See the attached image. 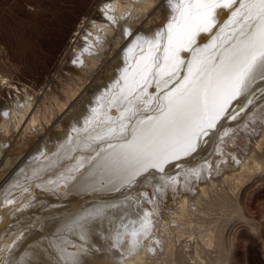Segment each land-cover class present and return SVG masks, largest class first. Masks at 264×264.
Wrapping results in <instances>:
<instances>
[{
  "label": "bare ground",
  "instance_id": "obj_1",
  "mask_svg": "<svg viewBox=\"0 0 264 264\" xmlns=\"http://www.w3.org/2000/svg\"><path fill=\"white\" fill-rule=\"evenodd\" d=\"M221 10L229 13L225 21ZM204 30L210 39L199 44L195 36ZM61 56L53 68L73 69L84 80L45 124L24 88H13V106L0 100L13 120L3 119L1 134L24 129L22 148L39 145L28 158L8 156L12 144L6 149L0 136V264H139L143 254L160 253L171 229L228 183L224 178L251 168L256 148L264 147V0H90ZM56 122L43 138L45 125ZM231 157L238 167L227 170ZM216 160L226 163L214 176ZM49 167L55 176L42 173ZM170 190L175 204L158 227L148 205L161 204L156 193ZM108 208L116 218L82 216ZM74 217L83 223L75 239L94 229L93 241L78 243L87 248L84 260L67 240L78 230ZM132 222H150L139 236L151 234L144 245L123 249L118 241Z\"/></svg>",
  "mask_w": 264,
  "mask_h": 264
},
{
  "label": "rangeland",
  "instance_id": "obj_2",
  "mask_svg": "<svg viewBox=\"0 0 264 264\" xmlns=\"http://www.w3.org/2000/svg\"><path fill=\"white\" fill-rule=\"evenodd\" d=\"M89 2L90 0H0V100H4L10 107L16 100L14 98L15 95H13L15 94L13 88L16 91L24 88L23 90L28 94V98H33V103H35L33 112L35 111L37 119L42 124H45L46 120H50L49 118L56 114L60 109L61 103L84 80V77L73 69L58 71L53 66L63 61L61 60V50L67 42L76 21L89 7ZM228 17L229 13L226 10L220 11L219 18L225 21ZM160 22L165 26L167 21L163 18ZM124 31L123 35L128 32V30ZM209 35L207 31H201L198 38V34L195 36V41H201L199 44L208 43ZM133 42L134 40L130 42L131 44L129 43L127 48L125 47V50L130 49L134 44ZM101 75L99 79L105 80L107 73ZM20 101L26 103L23 98H20ZM9 107L6 108L9 109ZM2 109L3 107L0 106V125L3 119H6V123L10 125L13 120L9 121L7 115L4 117ZM28 121L29 119L26 120L24 127ZM57 124L58 122L45 125L43 138H46L51 132H55ZM1 131V139L6 140V149L12 144L11 153H8V156L18 155L22 156L20 158L23 159L26 156L28 158L39 146H37L38 143L36 142L26 143L28 145L24 149L22 148L23 145L19 141L22 138V134H24V129L18 135L17 133H12L13 130H10L9 135L3 136ZM65 131L67 132V130ZM26 134L23 135L25 138L27 137ZM242 137L244 140L246 139V135ZM25 138L24 140L26 141L27 138ZM75 138L72 140L67 138L66 140L70 144L77 140V137ZM35 139L37 140L38 138ZM79 143L81 142H77V145ZM80 145L83 147L81 151L86 152L85 150H88L84 147L87 145L86 140ZM256 150H258L259 154L253 153L252 158L249 160V165L253 168L242 167L241 170H236L231 173V176L224 178L229 180L228 183H223L219 191L206 199L207 202L199 204L194 211L195 214L189 217L186 216L182 222H179V225L177 224L171 229L172 231L165 237L166 240H171L167 241L161 249H157L160 255L143 254L139 264H185L175 254V246L173 244L175 242L177 245H181L188 256L192 257L191 261H194L192 262L193 264H264V147L261 146V149L256 148ZM66 157L69 159L67 153L62 155V158L66 159ZM256 157L257 159H255ZM27 160H25V163ZM216 161L218 163H214V167L211 169L212 173L215 171L213 173L214 176L218 174L217 172H222V168L219 167L220 163L222 165L226 163L220 160ZM232 163H234V168L238 167L236 160H233V158L229 160V165L223 167L228 170ZM204 168L207 170V167ZM50 169L49 167L47 170H43L42 173L48 172ZM50 171L49 177L56 175V170L52 169ZM204 182V180L199 183L196 182L191 190L189 188L188 192L194 195L196 189ZM182 183V185L180 184V190L185 185V181H182ZM173 186L176 187V184ZM182 192H187V190ZM164 193V197H160V194L156 193L157 198L158 196L160 198L159 201H162L161 204H158L160 210L158 205L152 208L148 205L149 210L155 211L151 216L153 219L152 223L158 227L167 217L169 206L175 204V195H177V192L171 190L168 193ZM234 196H237V199H232ZM109 212L112 217L116 218L114 216L116 214L109 208L107 211H102L101 215L99 211L93 210V215L88 212L82 216L92 219L99 214V216L97 215V220L100 219L98 221H101L104 215L106 216ZM54 217L58 218L56 215ZM76 217H74L76 220L75 228L78 230L74 231L72 235H67V240L71 244L70 247L78 251L77 253L81 259L84 260L87 248L78 243L82 238H88L93 241L94 229L84 228L81 231L82 237L75 239L79 235V229H82L83 224L79 223L82 222V218ZM135 223L132 222V224H129L130 226L125 224V231H122L125 234L120 236L118 241L120 247L123 244V249L138 248L137 245H144L150 237L149 233L151 234V232L149 231L151 230L144 236H139L143 233L142 230L146 227L145 224L147 225L146 228H150V222L142 223L141 225ZM73 225L69 226L70 231L73 230ZM135 230L138 231L136 232ZM130 234L131 236H129ZM77 245L84 248L79 249Z\"/></svg>",
  "mask_w": 264,
  "mask_h": 264
}]
</instances>
